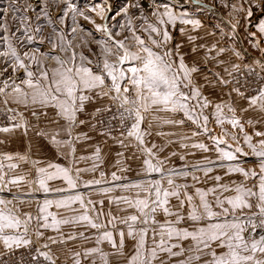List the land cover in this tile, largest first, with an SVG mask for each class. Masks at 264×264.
<instances>
[{"label": "snow or ice", "instance_id": "snow-or-ice-1", "mask_svg": "<svg viewBox=\"0 0 264 264\" xmlns=\"http://www.w3.org/2000/svg\"><path fill=\"white\" fill-rule=\"evenodd\" d=\"M112 11L0 0V264H264V0Z\"/></svg>", "mask_w": 264, "mask_h": 264}, {"label": "rangeland", "instance_id": "rangeland-1", "mask_svg": "<svg viewBox=\"0 0 264 264\" xmlns=\"http://www.w3.org/2000/svg\"><path fill=\"white\" fill-rule=\"evenodd\" d=\"M76 2L78 3V5L82 7L89 4V0H76ZM88 27H90V25ZM26 148H27V141H24L23 144L17 141L11 144L7 150L15 152V151L26 150ZM54 152L55 150L49 146L48 148H45L42 152H39V153L34 152L33 158H40L45 161L55 160L56 162L64 163L62 159H59L58 157L54 155Z\"/></svg>", "mask_w": 264, "mask_h": 264}]
</instances>
